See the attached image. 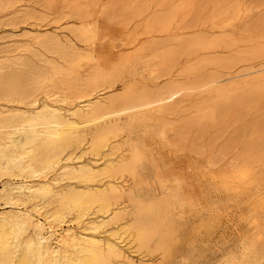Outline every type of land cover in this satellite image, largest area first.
<instances>
[{"label":"bare ground","instance_id":"6f19581e","mask_svg":"<svg viewBox=\"0 0 264 264\" xmlns=\"http://www.w3.org/2000/svg\"><path fill=\"white\" fill-rule=\"evenodd\" d=\"M59 1L57 3H60ZM121 1H126V0H121ZM192 1H190V3H193ZM232 1L233 0L229 2H232ZM238 3L239 2L237 0H234L233 5L231 6L232 10H234L233 12L236 15L239 14L240 12ZM55 4H56V0H55ZM160 4L157 6L161 7ZM169 4L171 5V3ZM169 4L166 6L168 7ZM45 5H46L45 0H0V28L4 29L5 27H8V28L11 27L14 31V28H20L21 26L22 27L24 26V28H26L25 25H29V24H36L40 28L45 27L47 25V22H46L47 16L39 14L38 9H37L38 7H44ZM86 6H88L87 2H86ZM58 7H61V6L58 5ZM128 7L130 8L131 4ZM135 7H138V6L136 5ZM144 7L147 8V6H144ZM139 9L142 10V7H140ZM158 9L159 11L157 12V14L152 16L153 17L152 23H154L155 21V22H158V24L160 23V25H165L171 22L170 20L174 17L175 10L169 11L170 9H168L169 12L166 13V9H165V12L161 11L160 8ZM210 9H213V8H210ZM216 9H218L217 11L218 13L222 12V10L219 12L220 8H216ZM56 10L58 11V9ZM138 10L137 12L141 11V10L139 11ZM142 11H141V15H143ZM149 11L150 9L147 10L146 13H149ZM160 11L163 13H159ZM49 12H53V11L50 10ZM132 13L131 15L125 14L124 21L125 19H127L126 15L129 17V15L132 16ZM146 13L144 14V16L146 15ZM211 13H209L208 15H210ZM218 13L217 15H215V17L217 16V19H218ZM135 14L137 15L138 13H135ZM178 15L180 16L181 14H178ZM178 15L177 17H179ZM65 16L67 18H71L74 21L79 22L78 25L74 24L76 26H72L68 28V32L70 35L68 37L67 36L61 37L60 35H58L60 34L58 33L59 31L57 32L58 34L48 32L52 27L48 31H46L45 29L40 30L39 28L35 30V32L22 34L20 39H16L17 37L14 38L15 37L14 36L13 37L14 40L12 39V41H14L13 44L0 45V207H1V210H0V264H121L122 261L119 263H115V261L125 256V252H124L125 247H123L121 244L123 240L121 241L118 240L120 238L118 234H113L115 235V237L118 236L116 238L115 237L109 238V237H106L105 235H101L102 232L99 235L98 233L100 230L104 229L105 227L109 225L112 226V224H115L118 218L120 217V215H122L120 211V206L118 207L120 203L117 204L114 201L115 199L113 200L109 197V195L112 196V194H116V193L118 194V192H120L119 189H121L119 188V186H117L114 183L115 181L114 182L112 181L114 180L115 176L118 173H120L121 175L122 172L127 171L136 162V159L138 156L136 155V152L134 151L135 153L134 152H132V154L130 153L131 154L130 157L125 158L124 155H121L116 160L112 159V156L115 155L114 153L117 149L116 144L114 143L115 137L122 130H126L129 132L132 131L136 127V125L139 124V122L145 121L146 119L151 117L153 113L161 111V110H165V108L163 107V104H165L166 99L170 98L172 94H175V93L183 94L184 92L188 90L189 92H191L190 90H193L192 92H198L194 90L199 89V91H201L200 88L209 87L211 83L218 84L219 78L217 80L213 78L212 76L210 77V76L205 75V77H202L199 80L193 82V84L188 87L184 85L173 86L171 84H166L160 89H157L155 92L152 91V93L150 94L148 91L144 90L141 87H140L141 89H137L134 87L136 86V83L133 86L131 85L132 82L129 81L130 79H132L130 78L131 74L134 73V69H133L134 67L133 68L129 67L131 66L129 61L126 62L123 60L124 62H126L125 64H121V65L119 64L116 66H106L103 64L102 65L97 64L95 56H92L90 54L85 55L81 52V50L76 44V41L89 43L93 39V31L90 27L91 22L84 20V16L82 15V12L80 13L78 10L70 8L68 13ZM229 16L231 15L229 14ZM215 17L211 15V19ZM90 18L91 17H89V20H91ZM204 18L206 19L207 17L204 16ZM232 18L234 19V17H231L230 19ZM56 20H57V17H56ZM59 20L60 19H58V21ZM220 20L222 19H219L218 21ZM145 21L149 22V19L147 20L146 18ZM262 21H264L263 18H262ZM123 22H120V23L123 24ZM174 22H176V19L175 21H173V23ZM203 22L205 23V21ZM208 22L206 21V23ZM237 22L238 21L236 20L235 23L237 24ZM260 22L261 20L259 21V23ZM125 24L127 26V22H125ZM147 24L148 23L146 22V26ZM214 24H216V22H214ZM160 25H158V27ZM257 26H260V24L256 25V27ZM205 28L207 29V27ZM28 29L32 30V28H28ZM208 29H209L208 30L209 32L212 31L210 30V27ZM216 29L218 28H215V30ZM215 30H214V33H215ZM235 30L233 32H235ZM169 31H171V29L168 30V32ZM216 31H219V29ZM222 31H225V30H222ZM222 31L220 28V32ZM244 32L243 33L238 32L237 34L238 38L243 37V35L241 34H244ZM247 32L250 35L249 33L250 31L248 30ZM234 34L231 33L230 35L233 37ZM230 35L229 37L231 39ZM246 35L247 33L244 34L245 37ZM217 36H218V33H217ZM235 36H234V39L237 38V36L236 37ZM250 36H253V35H250ZM206 37L207 36L203 38H206ZM254 37L256 38V36ZM261 37H264V34L263 36L261 35ZM261 37L259 39H261ZM210 38L212 37L210 36L209 40ZM187 39L185 38V40H187L190 43L191 38H187ZM234 39L232 38V40ZM261 40H259V42ZM2 41L4 40L2 39ZM2 41H0V44L3 43ZM10 41L11 40H9V42ZM193 41L195 40H192V42ZM224 41H222L221 43L219 42V43L222 45ZM180 42L181 41H178L179 48L176 47L177 50L175 51L172 50L171 52L177 53L180 51L181 54L184 52V51L182 52V49L184 50L185 47L183 46L184 48H182V45L186 41L182 42V44ZM164 44L166 43H163V45ZM216 44H217L216 39L215 41L210 42V41H206L205 39L198 40L197 38V40L193 43H190L189 46H187V48H189L191 51L192 50L194 51L197 48H201V47L207 48L208 45L214 46ZM226 45H231V43L226 44ZM245 45L247 46V44ZM216 46H214L212 50H216L214 49ZM248 46H251V44L250 45L248 44ZM163 47H166V46H163ZM209 47L210 46H208V48ZM160 48H162V46L160 45L154 46L152 48V51L156 52ZM210 49L211 47L209 48V51ZM232 50H234V48ZM199 51L197 54H199ZM216 51L218 52V50ZM203 52H206V50ZM222 52H225V51L223 50ZM180 53H177V54L179 55ZM190 53L192 52H187L185 55L187 54L189 55ZM208 53H211V52H208ZM145 54H147V52ZM168 55H170V53ZM239 55L241 54H238V56ZM253 55L255 56L261 55L264 57V52L263 51H258V53L253 52L251 55H246L245 53V55L244 54L242 55L243 58H239L241 59L240 63L243 65L241 61H245V60H242L244 58L245 59L248 58L247 60H251V61L254 60L251 58L249 59V57ZM233 56L234 55L229 56V57H233ZM219 57L220 56H218V59L221 60L222 57L220 58ZM126 58H129V57L126 56ZM165 58H167V56ZM172 58H174V56ZM208 58L210 59V56ZM213 58L216 59L215 57ZM225 59H222L221 62H223V60ZM257 59L259 60V58ZM262 59L263 58H261L260 60ZM200 60L201 59H199L198 61ZM260 60L258 62L259 64L260 62H262ZM168 61L170 62L172 61V59ZM235 61L233 62L235 63ZM202 62L203 61H201V63L198 62L199 64L196 62V64H198V67H197L198 69L196 70H199L200 67L202 68V66L206 64ZM208 62L211 63V61H208ZM208 62H207V66L209 65ZM212 62H213V59H212ZM252 62L255 63L254 61ZM140 63L138 67H141ZM234 63L232 64L234 65ZM244 63L246 64V62ZM219 64L220 62L218 63V66ZM223 64H224L223 66L226 65L227 67V65L229 66L230 63L227 61V64L225 63ZM235 64H237L239 67L241 65L239 64L238 61ZM150 65H151V62H150ZM169 65L170 63H168V67L170 66L172 67V64L170 66ZM263 66L262 68H264ZM164 67H167V66H164ZM257 67L259 68V66ZM149 68L151 69V66L147 67L145 71L150 70ZM230 68L232 69V67ZM245 68L246 67L244 66L242 68V71ZM258 68L254 70L257 71ZM223 69L229 70L228 67L227 68L224 67ZM253 71L252 73H254ZM263 71L264 69L262 70V73ZM233 72H235V70ZM248 72L250 71H247L246 73ZM150 73L151 72H149V74ZM224 73L225 72H223V74ZM244 73L245 72H243V74ZM254 74H257V73H254ZM237 75H240V74H237ZM250 75L252 74L249 73V75L247 76H250ZM222 77L224 78V75L223 76L221 75V78ZM225 77H226V74H225ZM252 78L254 77H251V79ZM231 79L234 80L233 78ZM142 80H145V79H142ZM142 80L139 81V82H142L140 86H142L144 83ZM242 80H245V78H243ZM263 81H261V83ZM240 82L242 83L241 80ZM240 82H237V83H240ZM147 83L149 82L147 81ZM224 84L226 87L227 83H224ZM246 84H243V85L246 86ZM176 85H179V84H176ZM215 86L217 85H214V87ZM245 86L244 88L242 87L240 91H237L236 93H234V95H232L233 97L231 98L230 100L231 102L229 103L228 106H231V103L234 105V107L236 105L243 106L244 104H246V108H247V106L250 105L251 103L256 104V103L264 101V83L253 84V85L250 84L247 87ZM209 89H213V86L212 88H209ZM221 89L220 91L223 90L224 92V89L226 88L222 90ZM234 90H236L235 87L234 89H232V91ZM232 91L230 89V92ZM216 94H218V89L216 90ZM203 96L205 95L203 94ZM214 96H212V98ZM206 97H204V99ZM215 98H213V101L215 100ZM226 99L227 97L225 95V100ZM209 100H208V104H209ZM226 104L227 103H225V105ZM263 104H262L263 106L262 109L264 108ZM233 105H232V108H233ZM253 105L252 107L251 106L250 107L254 108ZM224 106L222 104L220 109L223 108ZM212 107H215V106H211V108L210 107L209 108L213 109ZM236 107H240V106H236ZM243 107L245 108V106ZM251 108L249 110V113L252 110ZM231 109H230V112L233 111V109L232 110ZM240 109H239L240 112H243L242 111L243 109L242 108ZM216 110L219 111L218 108ZM218 111H215L212 114V113L203 111L202 109L199 110V114H197L196 116L190 119L186 118L187 119L186 121L178 123L179 125H178V128L176 129L177 134L175 133L178 136L176 135L175 136L177 138H181V136H183L186 142L187 140L189 141V139L193 142L194 140H196L195 139L196 136L194 137V134L191 132H190L191 134L188 133L189 134L188 135L187 134V132L189 131L188 129L193 127L196 129L197 132H200V131L204 132L205 131L204 128L207 125L210 124L211 126L213 124L212 126H214L216 124L215 122L217 123L219 121L221 122L220 119L222 118V113L224 112V110H221L222 112H218ZM226 111L227 109H225V112ZM237 111L238 109L235 112ZM225 112L223 113V115H227L225 114ZM238 112L235 115L233 114L235 116V118L233 119L237 120L239 116L238 114L242 115V113H238ZM253 112H255V110ZM257 113H259V111ZM229 115L230 117L232 116V114H229ZM224 117L222 118L223 120H224ZM259 119L260 121L263 119V121L258 122L257 120H255L259 124L254 125L256 124V122H254L253 128H252L254 130H252L251 132L252 136H253V132L255 131L257 127L260 128L261 126L264 125V118L260 117ZM220 122H219V125H221ZM149 124H146V125H149ZM216 128L218 129L219 126H217ZM262 128L264 127H261V129ZM207 129L209 130V128H206V131ZM258 129L256 130L257 132L259 131L260 133V129L259 130ZM248 130L251 131V129H248ZM203 132H200V133L203 134ZM216 132L219 133V129ZM257 132L254 133V135H257ZM261 132H264V131H261ZM145 133H148L149 136L151 135L152 137V135L154 136L156 134L165 135L166 130L165 129L159 130L157 127H150L148 131H146ZM244 133H242V135ZM259 133H258V136H259ZM186 135L188 136L191 135L192 139L194 140H192L190 137L187 138L186 140L185 139L187 137ZM196 135H198V133ZM203 135L206 136L205 134ZM126 136H128V134H126ZM214 136L212 138H214ZM252 136H249L250 137L249 139H251ZM120 139L121 138H119V141ZM214 139L213 141L211 140L213 143L216 141ZM258 140H259L258 142L255 141L256 143L252 141L255 144H251L249 147L247 146L246 150L243 151L244 153L240 151L243 155L240 153L242 156L240 155L237 156L236 158L237 162L241 160L239 158L242 157V160L245 163H247L249 166H251L252 163L254 164L256 162L254 164L256 165L258 164L257 162L264 159V139L263 137L261 138L258 137ZM211 141H209L208 143H210ZM116 142H117V139H116ZM193 143H197V141ZM199 145L202 147V143ZM195 146H198V144L197 145L195 144ZM221 147L225 148V146H221ZM222 150L224 151V149ZM126 152H129V150H127ZM86 154H91L92 155L91 157L93 158L90 161L87 160V162H85L83 156L85 157ZM100 159L104 161L103 164L101 165L97 164ZM245 163H243L242 165L244 166ZM246 168L247 170L245 169V172L243 174L247 176L250 174L251 171L248 169V166H246ZM130 170L127 172L131 173ZM127 172H126V176L130 175V174H127ZM132 176L134 175L132 174L131 177ZM121 177L123 178V176ZM104 178H109L110 180L108 179L109 181H107L106 179V181H104L103 180ZM224 180H227V179H224ZM118 199L119 201H122L120 197ZM118 199L116 201H118ZM132 200H135V197ZM137 202L136 204H138ZM125 204L129 206L130 203L127 204L125 202ZM128 208L129 207H127V209ZM141 210H143V208ZM138 211L139 209L137 210V212ZM137 215L138 214H136L137 219L135 218L134 221L125 225V228L123 227L124 229L123 234H127L126 237H130L132 239V242L130 243H134L138 247L143 248L147 246V242L151 239L150 238L148 240L149 233L151 232V230L149 232L148 230L149 228L147 229V225L142 224L140 218L143 215H141V213H139V215L141 216L139 215L137 216ZM124 219H126V217ZM125 221H127L128 223L129 220H125ZM63 224H66V228L62 226ZM73 224L76 225V227L71 226ZM111 226H110V229H111ZM116 226H118V224ZM103 232L106 233L108 231L103 230ZM148 248H149V245H148ZM148 248L147 250H149ZM258 258L260 257L258 256ZM261 259H264L263 255ZM127 264L129 263L127 262ZM241 264H245V263H241Z\"/></svg>","mask_w":264,"mask_h":264},{"label":"rangeland","instance_id":"374dc122","mask_svg":"<svg viewBox=\"0 0 264 264\" xmlns=\"http://www.w3.org/2000/svg\"><path fill=\"white\" fill-rule=\"evenodd\" d=\"M58 1L59 0H56V4H58L61 7H58V5L55 4V0H45L46 5L44 7L37 8L39 14L47 16V20H46L47 25L45 27L40 28L36 24H29V25H25L26 28H24V26L23 27L21 26L22 28L21 27L14 28V31L11 27H9L10 29L8 27H5L4 28L5 30L3 28L2 29L0 28V41H2V39L4 40L2 41L3 43H1L0 45L13 44L14 41H12V39L14 40V38L16 37H17L16 39H20L22 34L35 32V30L39 28L40 30L45 29L46 31H48L52 27L48 32L57 33L59 31L58 33L60 34L58 33L57 34L60 35L61 37L70 36L68 32V28L72 26H76L74 24L78 25L79 23L78 21H74L73 19L67 18L65 16L68 13L69 9L73 8L75 10H78L80 13L82 12L85 21L91 22L90 27L93 31V39L91 40V42L84 43V42L76 41V44L81 50V52L85 55L90 54L92 56H95L97 64H101V65L103 64L106 66H116L119 64L121 65L129 61V63L131 64V66L129 67L131 68L134 67L133 68L134 73L131 74L130 77L132 79L129 78L130 79L129 81L132 82L130 83L133 86L136 83V86L134 87L137 89L143 88L144 90L148 91L150 94L152 93V91L155 92L157 89H160L166 84H171L173 86L184 85L188 87L191 86L193 82L199 80L202 77H205V75L210 77L212 76L217 80L219 78L218 84L211 83L212 85L210 84L211 86L209 85V87L200 88L201 91H199V89H195L194 91H198V92H192L193 90H190L191 92H189L188 90L183 94L182 93L172 94L170 98L166 99L165 104H163L165 110L155 112L152 114L151 117H149L145 121L139 122V124L136 125L137 128L136 127L134 128L135 130L133 129L130 132L126 130H122L115 137L114 143L116 144L117 149L114 153L115 155L112 156V159L116 160L121 155H124L125 158L130 157L132 152L134 151L138 156L136 162L127 170L129 171L131 169L130 170L131 173L124 171L125 173L122 172L123 175L122 174L120 175V173H118L116 176L118 175L119 176L118 177L115 176L116 179L114 178V180L112 179L113 180L112 182L115 181L114 183L117 186H119V188H121L119 189L120 192H118V194L117 193L112 194V196L109 195L111 199L113 200L115 199L114 201L117 204L118 203L121 204L118 205V207L120 206V211L122 214L119 217L121 220L118 218V220L116 221L118 226H116L117 225L116 223H115L116 225L112 224L113 227L109 225L104 229L100 230L98 233L99 235L102 232L101 235H105L106 237L109 238L115 237V235L113 234H118L120 236L118 240L119 241L123 240L121 244L123 247H125L124 249L125 256L122 257L123 259L119 258L117 261H115V263H119L122 261V263L125 262L126 264L127 262L129 264L130 263L131 264H241V263L264 264V259H261L262 255L264 256V248H263L264 247V159L257 162L258 163L256 164L257 166L254 165L256 162L254 164L252 163L251 166H249L247 163H245L242 160V157H240L243 155L241 152L245 151L247 146L249 147L251 144H255L256 143L255 141L257 142L259 141L258 137L259 138L263 137L264 139V132H261L264 131L262 130L264 128L261 129V127H264V125L261 126L260 128L259 127L256 128V129L258 128L260 129L261 134L259 133V131L257 132L256 129L253 132V136L251 134L252 130H254L252 129L254 122H256V124L254 125H257L259 124L257 123V121L258 122L260 121L259 118L260 117L264 118V111H263L264 108L262 109L263 107L262 104L264 101L256 104L255 103H251L250 105L247 104L248 105L247 108H246V104L243 105L245 106V108L242 105H236V106H240V107L235 106L239 111L237 112L242 113V115L238 114L239 116L240 115L241 116L240 117L238 116L237 120L233 119L235 118L234 115L237 113L235 112L237 109L234 107L232 103L231 106H228L229 103L231 102L230 101L231 98L233 97L232 95H234V93H236L237 91H240L242 87L244 88L245 85L243 84L248 83L245 86L247 87L250 84L253 85V84L264 83L263 81L264 71L262 73V70L264 69L262 68V66L264 65L263 56L253 55L249 57V59L250 58L254 59L252 60L254 62L257 60L256 61L257 63L261 58H263L262 60H260L262 61L260 62V64L259 63L257 64L256 62L253 63L251 60H247L248 58L247 59L244 58L242 60L245 61H241L243 63L242 65L240 63L241 59H239V58H243L242 55L243 54L245 55V53L246 55H251L253 52H257V53L258 51L264 52V37H261V35L263 36L264 34V23H263L264 21H262V18L264 20V0H240V1L237 0L239 2L238 4L240 8V12L237 15L233 12L234 10H232L231 7L233 5L234 0L232 2H229L231 0H223L224 2L221 0L218 1L203 0V2L202 0H196V1L195 0L194 1L192 0H173V1L172 0L171 1L170 0H153V1L152 0H141V1L114 0V2L113 0L111 1L110 0H88V1L61 0L59 1L60 3H57ZM190 1H192L193 3H190ZM86 2L88 6H86ZM169 3H171V5ZM130 4L131 7L129 8L128 6ZM159 4L161 7L157 6ZM168 4L169 6L167 7L166 5ZM136 5L138 7H135ZM144 6H147V8H145ZM140 7H142L143 11L139 9ZM86 8L89 13L87 12ZM154 8L156 11L154 10ZM158 8H160V10L163 12H165L166 9V13L175 10L174 17L170 20L171 22L165 24L166 26L160 25V23L158 24V22L155 21L154 23H152L153 22L152 16L157 14V12L159 11ZM216 8H220L219 12L221 10L222 12L218 13L217 12L218 9ZM56 9H58V11ZM138 9L143 12L142 13L143 15H141V11L137 12ZM149 9H150L149 13H146L147 10ZM168 9L170 10L168 11ZM50 10L53 12H49ZM161 11L159 13H163ZM87 13L90 15H88ZM131 13L132 16H130ZM135 13L138 14L136 15ZM145 13L146 15L144 16ZM209 13L211 14L208 15ZM217 13H218V19L217 16L215 17ZM125 14H130V15L129 17L126 15L127 19H125L124 21ZM178 14L181 15L179 16ZM229 14L231 16H229ZM177 15L179 17H177ZM211 15L215 18L211 19ZM204 16L207 18L205 19ZM89 17H91L90 19L92 21L89 20ZM231 17H234L235 20L233 18L230 19ZM146 18L147 20L149 19V22L145 21ZM58 19L60 20L58 21ZM175 19L176 22L173 23ZM219 19L222 20L218 21ZM202 20L205 21V23ZM236 20L238 21L237 24L239 25L235 23ZM260 20L261 22L259 23ZM206 21L209 22L206 23ZM120 22H123V24ZM125 22H127V26ZM146 22L148 23L147 26H146ZM214 22H216V24H214ZM232 22H234L235 24ZM259 24L260 26L256 27V25ZM158 25L160 26L158 27ZM27 27L32 28V30L30 29L31 30L30 31ZM205 27H207V29ZM209 27L210 30H212L211 32L208 31ZM212 27L214 28V30L215 28H218L219 31H216L218 30L216 29L214 33ZM233 27L234 28L236 27L235 29L237 30H235ZM220 28L221 31L222 30L225 31L220 32ZM170 29L171 31L168 32V30ZM204 29L207 31H205ZM247 29L250 31L249 32L250 35L253 36H250L248 34ZM234 30L235 32H233ZM229 31L232 34L235 33L237 38H238L237 35L238 32L243 33L244 31H246L244 32V34L247 33V35L245 37L244 34L240 33L241 35H243V37L234 39L235 34L232 37ZM208 34L212 37L210 38V40H209L210 36ZM229 35L231 36V39ZM205 36H207L206 37L207 39L203 38ZM254 36H256V38L260 36L261 39L263 40L259 39L260 37L256 39ZM185 38L186 39L191 38L190 43L195 42L197 38L198 40L205 39L206 41H210V42L215 41L216 39L217 46L216 45L214 46H216L217 48L215 47L214 49L218 50V52L216 50H212L214 47L213 45H208L211 47L210 51H209L210 47L208 48V46L207 48L201 47V48H197L194 51L193 50L191 51L189 48H187V46H189L190 44L187 41L189 39L185 40ZM232 38L234 40H232ZM223 39L224 40L226 39L227 41L226 40L224 41ZM9 40L11 41L9 42ZM192 40L195 41L192 42ZM259 40H261L262 42L261 41L259 42ZM178 41H181L180 42L181 44L182 42L186 41L184 43L185 45L184 44L182 45V48L185 47L184 50L182 49V52L183 51L184 52L182 54L180 53V51L177 52L180 53L179 55L176 52H171L172 50L175 51L177 50V48H179ZM222 41H224L225 43L223 42L221 45L220 43ZM158 43L160 46H162V48H160L156 52H153L152 48L154 46H159ZM163 43L166 44L163 45ZM230 43L231 45H226ZM245 44H247V46ZM248 44L249 45L251 44V46H248ZM231 48L232 49L234 48V50H232ZM205 50L206 52H203ZM223 50L225 52L228 50L229 52L228 51L226 53L222 52ZM198 51L199 54H197ZM146 52L147 54H145ZM185 52L186 53L192 52V53H190L189 55L188 54L185 55L186 54ZM169 53L170 55H168ZM172 54L174 58H172L173 57ZM220 54L223 56H221ZM238 54H241L239 55L240 57L238 56ZM228 55L229 56L234 55V56L229 57ZM126 56L129 58H126ZM166 56L167 58H165ZM209 56L211 60L208 58ZM218 56L222 57L221 60L225 59L228 56L225 60H227L230 63L229 66L227 65L230 71L228 69H223L224 67L227 68L226 65L223 66L224 65L223 63L227 64V61L223 60V62H221V60L218 59ZM213 57H215L216 59H214ZM257 58H259V60ZM170 59H172V61L174 60L173 63L172 61L170 62L168 61ZM199 59L201 60L198 61ZM123 60L126 62H124ZM205 60L207 62L211 61V63L208 62L209 65L207 66V62ZM201 61H203L202 63H206V64H204L202 68L200 67L199 70H196L198 69L197 68L199 64L198 62L201 63ZM233 61H235V63L238 61L239 64H241L240 67L237 64H235ZM196 62L198 64H196ZM217 62L218 63L220 62L221 65L219 64L218 66ZM244 62H246V64ZM139 63L141 67H138ZM168 63H170V65L172 64L173 68L170 65H169L170 67H168ZM232 63H234V65L236 66H234ZM150 66L151 69L149 68L150 70L145 71L147 67ZM244 66L246 68L243 69L242 71V68ZM257 66L261 68L259 69ZM204 67H206L207 69ZM230 67H232V69H234L235 72H233L234 70H232ZM257 68H258L257 71L254 70ZM135 69L137 72L135 71ZM148 71L151 73L149 74ZM247 71L250 72L246 73ZM252 71L257 74L252 73ZM138 72L141 73L139 74ZM223 72L225 73L223 74ZM243 72H245L246 74L245 73L243 74ZM249 73L252 75L247 76L249 75ZM225 74L227 78L225 77ZM237 74H240L241 76ZM221 75L222 76L224 75V78L222 77L223 80L221 78ZM233 75L235 78L233 77ZM251 77L254 78L251 79ZM141 78L145 80H142ZM231 78H233L234 80H232ZM243 78H245V80H242ZM140 80L144 82L142 86H140V84H142V82H139ZM240 80L242 81V83L240 82ZM147 81L150 84L147 83ZM261 81L263 82L261 83ZM237 82H240L242 86L240 83ZM224 83H227L226 87ZM214 85L217 86L214 87ZM212 86L213 89H209L212 88ZM223 86L226 89H224ZM234 87L236 90L232 91ZM216 88L218 89L219 95L216 94V90H217ZM221 88L224 89V92ZM220 89L222 91H220ZM230 89L232 92H230ZM203 94L205 96H203ZM225 95L227 97L226 100H225ZM212 96H214L213 98L216 97L214 101ZM204 97H206L207 99L206 98L204 99ZM208 100H209V104H208ZM225 103H227L226 104L227 106L225 105ZM222 104L223 106L224 105L225 106L220 109ZM203 105L204 107L206 105L207 106L204 108ZM232 105L233 108L235 109L232 108ZM252 105L254 108H251ZM211 106H215V107H212L213 109H210ZM197 107L198 109L200 108L199 110L202 109L203 111L212 114L215 111H218L216 110L217 108L219 109L218 112H222L221 110H224L225 112V109H227L226 111L227 113L225 112V114L227 115H223L224 112L222 113V118L224 116L226 117H224V120L221 118L220 119L221 122L218 120L221 125H219V122L218 123L215 122L216 124L214 123L215 124L214 126H212L213 124L211 126L209 124L204 128L205 131L206 128H209V130L207 129L206 133L205 131L204 132L200 131L203 132V134H205L206 136H204L200 132H197L196 129L193 127L189 128L188 129L189 131L187 130L188 131L187 134L193 133L194 137L196 136L195 138L196 140L192 139L191 135L188 136L189 134L186 135L187 137L185 136L186 137L185 139L187 140V138L190 137L192 140H194L193 142L197 141V143H193L190 139L189 141L187 140L186 142L183 136H181L182 139L177 138L176 136L178 135H176L177 134L176 129L178 128L179 125L178 123L186 121L187 119H190L196 116L197 114H199V110L197 109ZM229 107L230 109L232 108L233 111L230 112ZM240 108L243 109L242 110L243 112H240L241 110ZM250 108L252 110L249 113ZM254 110L255 112H253ZM258 111L259 113H257ZM229 114H232L233 117L232 116L230 117ZM262 121L263 119L260 122ZM215 126L216 127L219 126L218 128L219 133L216 132L218 131V129ZM150 127H157L159 130L165 129L166 134L165 135L156 134L154 136L152 135L151 137V135L149 136L148 133H145L146 131H148ZM248 129H251V131ZM196 132L198 133V135L200 134L199 135L200 138L198 137V135H196L197 134ZM256 132L257 135H254V133ZM242 133H244L245 136L244 134L242 135ZM126 134H128V136H126ZM213 136L215 139L212 138ZM249 136H252V138L249 139L250 138ZM119 138H121L120 141ZM200 139L203 141H201ZM213 139L216 140L214 143L212 142ZM209 141H211L212 143L211 142L208 143ZM252 141L255 143H253ZM200 142L202 143V147L199 145L201 144ZM195 144L196 145L198 144V146H195ZM221 146H225V148H222ZM220 149L221 150L224 149V151L223 150L221 151ZM127 150H129V152H126ZM238 155H240L239 159H241V160L238 159L239 163L236 160ZM91 156H92L91 154H86L85 157L83 156L84 161L85 162H87V160L90 161L93 158ZM103 162L104 161L100 159L97 164L101 165L103 164ZM243 163H245L244 164L245 167L242 165ZM246 166H248V169L251 171L250 174L247 175L248 177L245 174H243L245 172V169L247 170ZM126 172L127 174L130 175L126 176ZM132 174L134 176L131 177ZM121 176H123V178ZM106 179L107 181L110 180L109 178H104L103 180L106 181ZM224 179L227 180L229 179V180L227 181ZM225 181L228 183H226ZM117 197L118 198L120 197L122 201H119ZM134 197L135 200H132L134 199ZM116 198L118 199L119 202L116 201L117 200ZM136 199L138 200V202ZM135 201L138 204L139 203L140 204L139 205L136 204ZM125 202L127 204L130 203L129 206H127ZM127 207L129 208L127 209ZM142 208L143 210H141ZM154 208L156 211L154 210ZM138 209L139 211L141 210L140 212L139 211L138 212L141 213V215L143 216L139 215V213L137 212ZM136 214L141 216L140 220L142 224L147 225V229L149 228L148 230L149 232L151 230L150 233L152 234L151 235L149 233L148 240L150 238L151 239L148 242L150 243L147 242V246L143 248L138 247L134 243H130L132 242V239L130 237H126L127 234H123V230H124L123 227L125 228V225L134 221V219L136 218ZM122 216L124 218L126 217V219H124ZM125 220H129L128 223ZM62 226L66 228V224H63ZM71 226L76 227V225L74 224ZM103 230H107L108 232L104 233ZM147 248L149 250H147ZM258 256L260 258H258Z\"/></svg>","mask_w":264,"mask_h":264}]
</instances>
